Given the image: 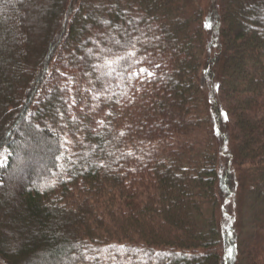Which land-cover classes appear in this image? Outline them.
Masks as SVG:
<instances>
[{
  "label": "trees",
  "instance_id": "trees-1",
  "mask_svg": "<svg viewBox=\"0 0 264 264\" xmlns=\"http://www.w3.org/2000/svg\"><path fill=\"white\" fill-rule=\"evenodd\" d=\"M7 1L1 261L264 264V0ZM141 65L153 69L145 80ZM76 74L86 110L70 101L66 75ZM218 98L228 135L216 131ZM218 134L255 178L254 220L242 214L233 239L220 213L236 188L220 173Z\"/></svg>",
  "mask_w": 264,
  "mask_h": 264
},
{
  "label": "rangeland",
  "instance_id": "rangeland-1",
  "mask_svg": "<svg viewBox=\"0 0 264 264\" xmlns=\"http://www.w3.org/2000/svg\"><path fill=\"white\" fill-rule=\"evenodd\" d=\"M2 3L9 2L7 0H1ZM210 0H194L193 6L194 7H201L203 9H207L209 6ZM82 6H87V4H82ZM78 18V17H77ZM37 19V18H36ZM79 19V18H78ZM39 21V19H37ZM42 22V20H40ZM37 23V22H36ZM40 29L39 31L43 30L46 28L44 36H47V27L49 29V24H46L45 22L39 23ZM45 26V27H44ZM39 27V26H38ZM38 32V31H37ZM78 45L84 46L82 42H77ZM212 50V48H211ZM213 54V51H212ZM141 68H147L149 72H153V69L150 68V66L147 65H141L140 68L136 71V74L140 72ZM56 71V67L52 66V68L49 69L50 76L54 75V72ZM135 74V75H136ZM151 75H148L147 72L138 75L139 80H145L149 78ZM202 85L204 89L210 90V85L208 82H205V77L202 78ZM66 82L69 85V92H70V101L71 104L74 107H78L80 110H86L89 107L90 103V90L83 85L81 82L79 75H66ZM49 86V81L47 82ZM219 83V82H218ZM46 88V87H45ZM44 88V89H45ZM209 90L207 92H209ZM218 103L220 107L223 109V114H224V119L222 121V124H217V130H222V132H225V134H229V119L226 116L225 110H224V103L221 98H218ZM78 109V110H79ZM225 137V136H224ZM224 137L220 138V134L217 135V145H218V150H219V170L220 173L223 175L228 173H231L234 176V182H235V192L232 194V196L228 199H223L222 204H221V215L224 218V225H225V231L228 233L230 236V239L234 238V235L240 234V221H242V214H244V221H246V224H249V222L254 220V217L249 215L246 217V212L248 211V208L250 207V200L248 199L250 195V182H254L255 178L254 175L249 172H241L240 169L236 167L234 164L233 156H232V150H231V143L230 142H225ZM0 158L3 159V165L0 166L3 167L6 165L8 161V152L7 151H2L0 152ZM250 166H245L244 169H249ZM245 179L248 181V183H245ZM46 183H43V186H45ZM253 206V203L251 204ZM226 233V234H227ZM14 242V240H13ZM238 240L234 239L233 240V246L235 247V243H237ZM16 243V241H15ZM74 258H75V252ZM234 254V253H233ZM232 257V255H231ZM0 264H4L3 261H1L0 258ZM227 264H230L227 262Z\"/></svg>",
  "mask_w": 264,
  "mask_h": 264
},
{
  "label": "snow or ice",
  "instance_id": "snow-or-ice-1",
  "mask_svg": "<svg viewBox=\"0 0 264 264\" xmlns=\"http://www.w3.org/2000/svg\"><path fill=\"white\" fill-rule=\"evenodd\" d=\"M133 47H134V46H133ZM129 58H135V52H134V51L128 53V56H127V57H124V56L119 57L118 60L115 61V62H118L119 60H125V61H127ZM145 72H147L148 75H152V73L149 72L147 68H141V69H140V72L137 73L136 75H140V74H143V73H145ZM61 75H63V73H61ZM100 123H102V121H101ZM0 155H2V154H0ZM2 165H3V159L0 158V166H2ZM228 254H229V256L232 255V249H231V248L228 249Z\"/></svg>",
  "mask_w": 264,
  "mask_h": 264
}]
</instances>
